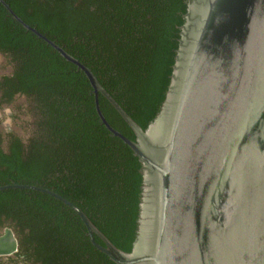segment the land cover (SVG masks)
Instances as JSON below:
<instances>
[{
  "label": "trees",
  "instance_id": "1",
  "mask_svg": "<svg viewBox=\"0 0 264 264\" xmlns=\"http://www.w3.org/2000/svg\"><path fill=\"white\" fill-rule=\"evenodd\" d=\"M29 25L95 74L143 128L170 84L188 0H5ZM0 108L30 116L23 133L0 125V185L49 188L79 206L117 247L131 252L142 195V162L102 123L87 75L28 31L0 3ZM22 100L20 103H17ZM109 123L136 134L99 92ZM18 252L0 264H117L91 242L78 213L35 190H0V229ZM97 242L104 244L98 235Z\"/></svg>",
  "mask_w": 264,
  "mask_h": 264
},
{
  "label": "water",
  "instance_id": "2",
  "mask_svg": "<svg viewBox=\"0 0 264 264\" xmlns=\"http://www.w3.org/2000/svg\"><path fill=\"white\" fill-rule=\"evenodd\" d=\"M0 3L28 31L85 72L102 123L142 162L143 185L131 252L117 247L75 203L93 245L117 264H264V0H188L186 21L160 112L143 129L95 74L63 47ZM103 93L136 134L104 115ZM98 235L104 244L96 241ZM11 228L0 255L17 250Z\"/></svg>",
  "mask_w": 264,
  "mask_h": 264
},
{
  "label": "rangeland",
  "instance_id": "3",
  "mask_svg": "<svg viewBox=\"0 0 264 264\" xmlns=\"http://www.w3.org/2000/svg\"><path fill=\"white\" fill-rule=\"evenodd\" d=\"M10 72V68L6 67L4 64L3 58L0 55V76ZM22 100H19L17 103H20ZM9 113V115H7ZM34 121L30 116H24V115H17L15 113V109L13 107H2L0 108V125L3 128H6V126L9 127V129L17 132V133H23L22 131V125H24V122L26 121Z\"/></svg>",
  "mask_w": 264,
  "mask_h": 264
},
{
  "label": "flooded vegetation",
  "instance_id": "4",
  "mask_svg": "<svg viewBox=\"0 0 264 264\" xmlns=\"http://www.w3.org/2000/svg\"><path fill=\"white\" fill-rule=\"evenodd\" d=\"M7 115H9V113H7ZM6 128L7 129H9V127L8 126H6ZM7 228H9V227H4L3 229L1 228L0 229V235H3V234H5V231H6V229ZM14 232V231H13ZM14 234H15V232H14ZM15 236H16V234H15ZM17 238V237H16ZM17 242H18V240H17ZM18 252V245H17V250L15 251V252H13V253H11V254H8V255H0V259L2 260V259H7L8 257H11V256H14L15 255V253H17Z\"/></svg>",
  "mask_w": 264,
  "mask_h": 264
}]
</instances>
